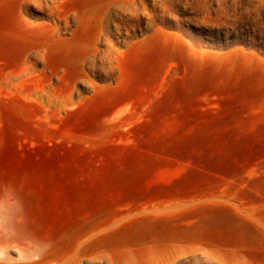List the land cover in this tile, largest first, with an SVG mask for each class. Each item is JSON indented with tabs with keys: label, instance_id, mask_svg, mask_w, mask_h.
Returning <instances> with one entry per match:
<instances>
[{
	"label": "rangeland",
	"instance_id": "374dc122",
	"mask_svg": "<svg viewBox=\"0 0 264 264\" xmlns=\"http://www.w3.org/2000/svg\"><path fill=\"white\" fill-rule=\"evenodd\" d=\"M103 4L0 0V264H264V0Z\"/></svg>",
	"mask_w": 264,
	"mask_h": 264
},
{
	"label": "bare ground",
	"instance_id": "6f19581e",
	"mask_svg": "<svg viewBox=\"0 0 264 264\" xmlns=\"http://www.w3.org/2000/svg\"><path fill=\"white\" fill-rule=\"evenodd\" d=\"M27 1L33 4L37 11L42 12L45 6L51 13L55 12V14H58L56 12L59 10L56 6H43L41 0ZM96 1L98 0H74L72 6L67 8V10L64 9L62 16L57 15L60 18L59 20H63L65 26L67 25V19L69 17L73 19L75 24L71 33L74 40L72 42V48L68 49L67 53L61 54L63 61L77 63H85L84 61H88L93 64L97 59L102 64L111 63L110 50L99 55L95 45L101 38L106 40L104 37L110 31V23L116 28L117 33L120 32V27L114 22L110 13H108V8L105 7V4L96 9H92Z\"/></svg>",
	"mask_w": 264,
	"mask_h": 264
}]
</instances>
